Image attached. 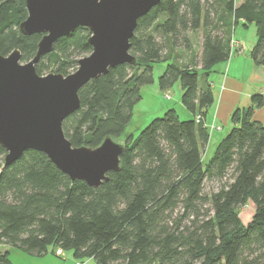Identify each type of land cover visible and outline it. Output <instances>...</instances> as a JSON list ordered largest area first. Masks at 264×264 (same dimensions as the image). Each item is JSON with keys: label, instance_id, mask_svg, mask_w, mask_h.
<instances>
[{"label": "trees", "instance_id": "trees-1", "mask_svg": "<svg viewBox=\"0 0 264 264\" xmlns=\"http://www.w3.org/2000/svg\"><path fill=\"white\" fill-rule=\"evenodd\" d=\"M23 0H0V54L18 49L21 62L34 57L40 34L24 36ZM254 24L250 57L264 68V0H160L140 17L130 39L133 65L121 64L78 91L80 106L62 129L72 146L121 141L120 168L92 187L71 180L42 152L28 150L5 166L0 145V245L32 255L72 251L95 264H264V124L251 106L231 114L232 127L212 155L205 123L213 102L209 80L216 64L230 58L234 30ZM201 32L199 64L178 61L173 50L190 48ZM86 27L56 40L35 65L67 75L91 52ZM166 62L161 90L176 82L191 118L173 108L153 118L134 136L127 133L141 88L153 82V66ZM256 209L247 225L239 211L248 200ZM0 264H13L8 249Z\"/></svg>", "mask_w": 264, "mask_h": 264}, {"label": "water", "instance_id": "water-1", "mask_svg": "<svg viewBox=\"0 0 264 264\" xmlns=\"http://www.w3.org/2000/svg\"><path fill=\"white\" fill-rule=\"evenodd\" d=\"M27 17L22 35L40 34L36 54L21 62L18 49L0 54V145L4 165L36 150L71 180L92 187L120 168L123 143L106 137L98 146H72L62 123L78 110V91L90 80L121 64L133 65L130 39L137 21L160 0H23ZM86 27L91 52L78 60L75 71L38 75L35 65L53 50L57 39Z\"/></svg>", "mask_w": 264, "mask_h": 264}, {"label": "rangeland", "instance_id": "rangeland-1", "mask_svg": "<svg viewBox=\"0 0 264 264\" xmlns=\"http://www.w3.org/2000/svg\"><path fill=\"white\" fill-rule=\"evenodd\" d=\"M233 32L234 35L242 42L243 52H239L238 54L243 56L247 55L248 60L253 61L250 57L249 50L256 41L255 25L253 23L245 26L239 24ZM189 38L191 43L190 48L180 45L173 50V55H175V57L177 56L178 61L181 60L189 63L190 60H197L198 62L201 53V32L197 31L195 33H191ZM234 42V44H236L237 40L234 39ZM88 54H85L82 57ZM165 65L166 62H158L154 64L153 82L142 86V98L134 105L132 121L127 127V133L132 132L133 135L136 136L139 131L143 129L153 118L161 117L169 108L175 109L181 120L191 118V113L185 109L181 102L182 88L179 82L174 83L168 90H161L158 86V77L163 72ZM55 69L56 66H51L46 70L45 74L54 72ZM230 128L231 127L225 128L223 134L216 133L215 130L213 131V140L211 142L208 141L209 143L205 149L204 157L206 159L210 157L214 151V139L217 137L219 140L221 137H224ZM117 142L122 143L121 141ZM255 209L256 205L251 199L248 200L245 206L240 209L239 218L243 225H247V223L251 220ZM4 249H8L9 259L13 264H95L93 258H78L74 256L72 251H62V253L57 251V253H55V251L52 252L51 248H49L47 253L43 255H32L16 248H11L8 245H0V250L3 251Z\"/></svg>", "mask_w": 264, "mask_h": 264}, {"label": "crops", "instance_id": "crops-1", "mask_svg": "<svg viewBox=\"0 0 264 264\" xmlns=\"http://www.w3.org/2000/svg\"><path fill=\"white\" fill-rule=\"evenodd\" d=\"M234 39L237 43L230 58L216 64L209 76L214 98L205 117L209 142L213 140L214 130L223 134L225 128L232 127L231 114L235 109L251 106L252 94L262 93L264 96V68L248 60L247 55H239L243 52L242 42L235 35ZM253 118L264 124V105L255 109ZM221 139H214V149Z\"/></svg>", "mask_w": 264, "mask_h": 264}, {"label": "built area", "instance_id": "built-area-1", "mask_svg": "<svg viewBox=\"0 0 264 264\" xmlns=\"http://www.w3.org/2000/svg\"><path fill=\"white\" fill-rule=\"evenodd\" d=\"M235 42H234V40H233V43H232V46H234L235 44H234ZM214 128V127H213ZM59 253H60V251H59Z\"/></svg>", "mask_w": 264, "mask_h": 264}]
</instances>
